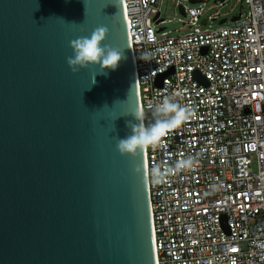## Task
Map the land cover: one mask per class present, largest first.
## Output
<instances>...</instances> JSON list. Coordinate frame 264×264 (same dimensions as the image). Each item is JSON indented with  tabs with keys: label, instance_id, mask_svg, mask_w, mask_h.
I'll list each match as a JSON object with an SVG mask.
<instances>
[{
	"label": "water",
	"instance_id": "water-1",
	"mask_svg": "<svg viewBox=\"0 0 264 264\" xmlns=\"http://www.w3.org/2000/svg\"><path fill=\"white\" fill-rule=\"evenodd\" d=\"M84 3L0 0V264H154L143 151L116 148L138 110L122 3ZM101 25L126 59L74 74Z\"/></svg>",
	"mask_w": 264,
	"mask_h": 264
},
{
	"label": "built area",
	"instance_id": "built-area-1",
	"mask_svg": "<svg viewBox=\"0 0 264 264\" xmlns=\"http://www.w3.org/2000/svg\"><path fill=\"white\" fill-rule=\"evenodd\" d=\"M244 2L212 31L216 13L178 4L188 32L170 36L161 0H121L143 122L163 96L191 113L143 150L154 264H264V0ZM157 164L171 169L160 183Z\"/></svg>",
	"mask_w": 264,
	"mask_h": 264
},
{
	"label": "clouds",
	"instance_id": "clouds-1",
	"mask_svg": "<svg viewBox=\"0 0 264 264\" xmlns=\"http://www.w3.org/2000/svg\"><path fill=\"white\" fill-rule=\"evenodd\" d=\"M111 4L117 7L118 0H111ZM108 31L107 27L101 25L93 29L89 35L78 36L75 40L69 42L72 55L67 58L66 62L74 74L80 69L90 67L98 68L96 74L98 72L103 73L105 69L115 70L119 62L126 59L124 49L105 42ZM139 59L146 61L148 57L146 54L141 53ZM150 107L152 109V121L147 124L143 122V113L137 109L130 113L132 119L127 121L130 134L124 138H118L116 143L117 151L121 156H134L138 151L142 152L149 147L154 148L161 144L164 138L180 127L189 119L191 114L186 106H182L169 96L161 97L157 103L152 104ZM192 164V159L188 157L178 161L175 167L190 168ZM138 171V167L133 169V172ZM168 171H171V169L164 168L160 164L154 165L150 172L152 181L154 183L162 182Z\"/></svg>",
	"mask_w": 264,
	"mask_h": 264
},
{
	"label": "rangeland",
	"instance_id": "rangeland-1",
	"mask_svg": "<svg viewBox=\"0 0 264 264\" xmlns=\"http://www.w3.org/2000/svg\"><path fill=\"white\" fill-rule=\"evenodd\" d=\"M202 1L203 3L190 4L186 0H161L159 6L160 18L164 19L165 22L158 25L156 29L162 28V31L167 32L170 36H177L188 32V29L182 28V22L179 21V19L184 20V18L178 10V4L187 8L190 6H201L204 13L200 20H204L207 16H212L215 13L218 15L213 21H208L207 25L201 27V30L203 31H212L220 27L229 26L231 24L230 19L238 14L244 16L247 11V6L244 0H226L223 5H220L219 0ZM222 20L226 21L219 24Z\"/></svg>",
	"mask_w": 264,
	"mask_h": 264
}]
</instances>
